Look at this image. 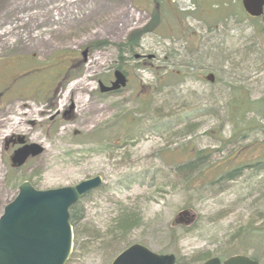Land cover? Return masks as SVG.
<instances>
[{"label": "rangeland", "instance_id": "1", "mask_svg": "<svg viewBox=\"0 0 264 264\" xmlns=\"http://www.w3.org/2000/svg\"><path fill=\"white\" fill-rule=\"evenodd\" d=\"M241 1L0 0V217L25 180L101 176L67 264H111L135 243L176 264L262 252L264 17ZM117 69L129 85L102 95ZM17 136L44 153L12 173Z\"/></svg>", "mask_w": 264, "mask_h": 264}, {"label": "water", "instance_id": "2", "mask_svg": "<svg viewBox=\"0 0 264 264\" xmlns=\"http://www.w3.org/2000/svg\"><path fill=\"white\" fill-rule=\"evenodd\" d=\"M242 6L253 18L264 14V0H242ZM114 76L115 81L110 87L100 83L102 93L115 92L126 87L127 79L122 72L116 71ZM208 79L214 81L213 76ZM72 108L70 107V111ZM11 141L21 146L11 157L12 166L15 168L23 167L30 158L44 152L37 144H26L25 137L19 136ZM102 184L101 177H94L75 186L38 191L30 182H23L17 197L5 206L0 217V264H66L74 243L70 209ZM189 215V211L182 212L178 219L180 221L185 217L188 221ZM189 223L188 221L187 224ZM112 264H175V257L159 255L141 244H135L124 250ZM205 264L260 263L239 255L223 262L211 259Z\"/></svg>", "mask_w": 264, "mask_h": 264}, {"label": "trees", "instance_id": "3", "mask_svg": "<svg viewBox=\"0 0 264 264\" xmlns=\"http://www.w3.org/2000/svg\"><path fill=\"white\" fill-rule=\"evenodd\" d=\"M158 18V16H156L155 18H154V21H155V23H156V25L159 23V19H157ZM157 19V20H156ZM252 21H259V20H256V19H251ZM260 31H262V29L260 28ZM135 40V39H134ZM134 40H131L129 43V46H128V48L132 45V41H134ZM218 82V79H216V82H215V84ZM262 101V103H264V99H262L261 100ZM263 147H264V143H263V145H262ZM195 163L194 162H192V161H189L187 164H185V169L186 170H189V171H194V169H195ZM11 172L12 173H15V172H17V170H12L11 169ZM237 173H238V171H233V172H231V173H229L228 174V177H227V179H229L230 178V180H233L235 177H236V175H237ZM83 214H82V209H81V202L80 203H78V204H76L75 206H73L72 208H71V223H72V225H73V227H74V231H75V244L77 245L78 244V242H79V238H78V232H77V226H78V222H80L82 219H83ZM128 222V217L127 216H124L122 219H121V221H120V224L121 225H127L126 223ZM178 228H181V229H188L187 227H184V226H182V227H178ZM262 231H263V233H264V227L262 228ZM255 232H258V231H255ZM261 242V248H257V249H260V250H263L262 252H258V253H256V255L255 256H253L252 258L253 259H255V260H257V261H259L260 263H262V264H264L263 263V259H262V257H263V255H264V238H263V240H261L260 241ZM202 259H203V256L201 257ZM210 257H206V258H204L203 260H202V262H205L206 260H208Z\"/></svg>", "mask_w": 264, "mask_h": 264}, {"label": "bare ground", "instance_id": "4", "mask_svg": "<svg viewBox=\"0 0 264 264\" xmlns=\"http://www.w3.org/2000/svg\"><path fill=\"white\" fill-rule=\"evenodd\" d=\"M1 34L2 35L10 34V30H5ZM38 42L49 45V42L47 40H45V41L44 40H39ZM83 107L86 108V109H88V110H90V111H94L96 109L92 104L89 105L86 101H84ZM19 123L20 122H15L14 123V126L17 127Z\"/></svg>", "mask_w": 264, "mask_h": 264}, {"label": "flooded vegetation", "instance_id": "5", "mask_svg": "<svg viewBox=\"0 0 264 264\" xmlns=\"http://www.w3.org/2000/svg\"><path fill=\"white\" fill-rule=\"evenodd\" d=\"M199 39V38H198ZM143 60V59H142ZM113 80H110L106 85H110ZM110 95V94H109ZM14 147V145H12ZM16 147V146H15Z\"/></svg>", "mask_w": 264, "mask_h": 264}]
</instances>
